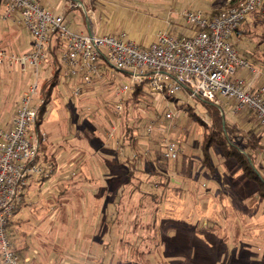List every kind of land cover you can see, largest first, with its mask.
I'll use <instances>...</instances> for the list:
<instances>
[{
	"label": "crops",
	"instance_id": "crops-1",
	"mask_svg": "<svg viewBox=\"0 0 264 264\" xmlns=\"http://www.w3.org/2000/svg\"><path fill=\"white\" fill-rule=\"evenodd\" d=\"M40 1L46 10L56 13V15H63L68 28H71L74 32L92 33L96 35H125L124 38L126 40L134 41L142 47H149L155 40L158 31L165 30L173 35V33H171L173 32L172 29H174V32H177L180 26L179 24L176 25L174 21H167L168 23L165 22V25L155 30L152 40L148 41L143 38L144 36L141 35V33H137L139 28L136 24H132V21L121 22L120 19L113 17L109 13H104V0ZM97 1L98 6H93L92 2ZM4 4L5 0H0V49L5 50L6 53L8 52L9 54L20 56L31 50L32 38L30 34L25 37L24 32L19 30L22 29L21 27H23L24 30L26 28L17 22L16 16L14 19L10 20H5L3 18L5 12ZM92 14L94 16L93 18L91 17ZM179 16L181 17V13H179ZM252 22H254V20L251 19V23ZM131 28H133V31H130ZM183 36L184 35L181 34L175 37L180 38ZM232 43H234L237 52L260 71L261 77L258 84L264 85V46L260 43H247L242 34L234 36L232 38ZM3 66L5 68L1 72ZM3 66H0V83L5 81L4 72L7 70L17 72L20 69L18 65H10L9 63ZM98 69L99 75L94 77L93 82L97 78L98 81L101 78L100 82L104 81L105 77H107L110 72L105 65H100ZM31 75L34 76L33 74ZM238 76L247 78V70L240 71ZM60 80L61 82L64 80L65 84L71 87L72 94L75 88L80 86L82 88L83 100H90L92 93L102 89L101 85L96 86L94 83L83 85L80 79L74 77H62ZM33 83L34 82H32L28 88ZM98 84L99 82L97 85ZM27 89H25V91ZM21 96L22 94L19 98L12 101L9 97L0 95V125L4 129H11L14 126L13 120L16 118ZM57 97V94L55 95L54 93L52 105ZM114 98L115 101H117L115 96ZM216 99L215 103H208L205 106L208 108L212 107L215 113L218 112L219 117L222 118L223 127L227 126L231 129L229 133L230 139L235 145H239L243 149L244 154L253 157L255 166L260 172V175L264 176V128L257 123L258 121L253 112L248 110L237 111V103L234 100H229L222 96ZM77 104L78 102H74L73 104L70 103L73 108L72 116L74 119L72 118L73 121L69 122V129L67 131L65 126L68 125L67 122L69 119L61 120L60 113L55 116L57 117L55 120H61L56 121L60 122L64 129L62 130L63 135L58 131V135H56L54 139L58 141L61 140L62 142L54 143L45 132L41 133L46 138L44 143L45 150L43 153H40L41 156L39 154L40 160L38 163L44 168L50 169V174L48 178L33 176L29 179L24 196L22 197L23 199L20 202L21 206L17 214H14L11 223V230L13 229L14 232L18 233L19 237L23 239L21 240L22 246L18 249L20 250L19 254L21 261L23 258L24 260L28 258L35 264H42L41 262H36L39 260L37 256L40 255V252L41 254L45 252L44 255L47 254L49 260L52 262L56 260L60 261V264H92L91 261L94 260V245H98L101 251L100 255L96 258L97 264H100L103 259L105 264H107L108 258L113 255L116 256V259L121 264L122 262L130 261V258H128L129 255L135 253L129 251L124 254L123 252L125 256L118 254V250H120L123 244L126 242V244L131 245L138 243L139 240L142 239L140 234L136 237L134 236V238L132 237V241L125 237L126 232L124 231L126 226L125 220L123 219L126 207V194L132 199L136 197V195H139V193H134L132 190L126 188V186L129 188V182H135L133 180V170L138 169V167L135 169L129 167V160L131 159L130 155L127 154H129L130 151L140 152L139 147L141 144H127L126 146L120 144V142L119 144H110L107 139L105 140L101 132L100 136H102L101 139H104V141L101 140L98 135L97 139L99 140H96V137L93 136L92 132L90 133L86 127L85 121L80 118L83 113L87 112L85 109L86 106L84 108L82 105L77 106ZM74 105L76 108H74ZM65 131L68 135H66ZM163 145L164 144H148L147 152L150 153L151 151L155 155L154 163L156 168H154L152 172L154 175L161 174L157 166L156 152H162ZM186 146H188V144H181V152L182 155L190 156L194 160L193 180L179 178V174L174 172V169L172 170V167L174 168L173 165L176 163L178 167L180 166L181 157L176 163L164 162L166 166L171 168L166 174L170 177L179 178L178 181L172 179V182L180 189V193L182 194L180 196H182V199L189 197V195L193 196V193L198 196V189H196L195 192H189L187 190L189 187L192 188L189 183H196L200 180V177L202 178L201 180H203L202 187L204 186V189L209 187V185L206 184V181H208L207 179L211 178L217 182L212 187V190L202 193L203 195H208V200H203L201 201L202 205H198L199 212L202 214L201 216L207 221L208 226L204 229L209 231L211 227L210 223H218L215 222L218 220V217L214 216V213L222 211L223 208L227 209L231 204L229 200L231 197H226V190L229 189V192L233 193L240 192V196L244 197L246 190L252 191L250 185L254 184L247 182L245 177L242 176L240 168L232 160L226 159L215 149L213 150L217 153V161H214L212 157L211 164L215 167L216 174L212 176L205 166L202 165V159L189 155L186 152ZM138 165L139 164H136V166ZM197 167L199 168L198 171L196 170ZM138 170L141 171L140 168ZM144 184L142 186H146ZM155 184L153 185L155 186ZM164 192L165 198L160 204H156V209L159 213L167 212L166 209L168 210L169 206L165 203L167 201L166 198L170 196V192H173V189L168 188ZM254 192H256V187ZM151 194L159 195L156 192ZM216 195L221 200L219 204L215 203L216 200L210 198H215ZM128 203H130V201H127V204ZM139 205L140 204L137 205V212H139L141 207ZM244 206H247L245 207L244 215H242L244 222L252 224L253 222H259L263 219L264 202L259 201V199H257L254 204L244 201ZM21 212L26 213L23 217L18 218L17 216H19ZM224 218H226V216ZM133 221L135 220L133 219ZM136 226L137 221H135L133 228H136ZM153 226H155V224H152V227ZM26 227L32 229H29V231L34 230V235H32L35 238L34 244H36V246L33 247V249L35 248L36 250L34 251L35 258H32L30 254L26 255L31 250L28 247L27 240L29 232L24 230ZM53 227L59 228V235L62 236L58 235L55 239L56 242L53 244L55 252H48L46 248L51 249V247L47 246L42 236L50 235L51 231L53 232ZM98 230L101 231L98 232ZM168 234L169 235H167V237L165 235L163 239L165 240L167 238L171 242L172 231L168 232ZM66 237L68 238L67 244L64 243ZM108 246L110 247L107 249ZM172 258L173 256L170 258L171 261L173 260Z\"/></svg>",
	"mask_w": 264,
	"mask_h": 264
},
{
	"label": "rangeland",
	"instance_id": "rangeland-1",
	"mask_svg": "<svg viewBox=\"0 0 264 264\" xmlns=\"http://www.w3.org/2000/svg\"><path fill=\"white\" fill-rule=\"evenodd\" d=\"M234 1L235 0H104L103 10L105 11L104 13H109L113 17L120 19L121 22L132 21V24H136L140 29H138L137 33H141V35L144 36L143 38L149 41L152 40L155 30L165 25L164 23L167 21H174L176 25H180L178 27L179 31L174 32V29H172L173 32L171 33H173V36L181 34L184 36L192 35L193 31L179 16V13H182L184 10L200 11L206 16H211L214 12L225 10L226 7ZM92 3L93 6H98V1ZM21 28L22 29L19 30L24 32V36H28V31L26 32L23 27ZM130 31H133V28H131ZM242 35L247 43H260L264 46L263 27L255 26V24L250 25L245 29V33ZM47 55L48 57L41 70L42 77L40 81L42 84L51 76L50 69L52 61L50 54ZM4 68V66L1 68V72ZM107 69H109L110 72L107 77H105L104 81L100 82L101 78L99 77V81L98 78L95 79L97 83L99 82L98 85L95 81L93 82L96 86L101 85L102 89L92 93L90 100H83V93L79 96L73 95L71 93V87L66 85L64 80H62L56 92H54L58 97L53 105L51 104L49 106L47 115L39 132H45L54 143L62 142L61 140L58 141L54 139V137L58 135V131L63 135L62 130L64 128H62L61 123L58 121L69 119L70 121L68 120L67 122L68 125L65 126L66 131L69 129V122L74 119L72 116L73 108L70 103L73 104L74 102H78L77 106L82 105L84 108L86 106L85 109L87 112L83 113L80 118L85 121L86 127L89 132H92V135L96 137V140H99L97 139L98 136L100 139L103 136L110 144H119V141H122L125 134V130L123 129L124 126L127 124L131 127L137 126L138 129H136V131H139L135 132L134 135L137 139V144H141L139 147L140 152L130 151L127 155H130L131 159L129 160V167L134 169L138 167V169L140 168L141 170H133V180L135 182L143 180L146 186H142L141 192L137 191V194L139 193L140 196L136 195L133 199L126 194V207L123 219L125 220L126 226L124 231L126 232L125 237L132 241V237L134 238V236L136 237L140 234L142 239H140L138 243L131 245L125 242L120 250H118V254L125 256L123 252L125 254V252L129 251H138L147 255L140 257L136 256V253L133 255L130 254L128 257L130 261L122 262L121 264H264V217L261 221L253 222L252 224L244 222L242 218L246 209L245 207H247L244 206V201L254 204L258 199L256 192H254V185H250L253 192L246 190L244 197L240 196V192L233 193L229 192V189L226 190V197H231L229 200L232 205L230 204L231 207L228 206L227 209L223 208L222 211L214 213V216H217L219 221H215L218 223H210L211 227L209 231L204 229L208 225L207 221L201 216L202 214L199 212L198 205H202L201 201L208 200V195H203L202 193L206 191L209 192L212 190L215 183H217L211 178L206 181V184L209 185L207 189H204V186L202 187L203 180H201V177L196 183H189L192 188L189 187L187 191L195 192L196 189H198V196L193 193V196L189 195V197L182 199V196H180L182 195L181 193L178 195L175 191L170 192V196L166 198L167 201L165 202L169 206L168 210L166 209L168 213L158 212L156 203L150 200V196L143 193L156 192L159 194L158 196H160L162 191L160 188H156V185H153L156 183L157 179L149 177L156 166L154 163V153L151 151L150 153L147 152L148 144H163L165 138L174 141L179 140L181 144H188V146H186L187 149H185L189 155L202 159L204 153L202 150L201 138H203L205 127L202 126L203 123L196 120L195 116L191 115V113L179 109L174 103H170L169 101H158L156 97H152L151 100L146 101L153 106L151 110L143 104L139 106V108H131L129 115L123 112L122 115L117 116L115 114V89L119 85L128 82V77L117 70H110L109 67H107ZM3 75L5 76V81L0 83V95L7 96L12 101L19 98L25 89L35 80L30 70L26 72H22L21 69L17 72L7 70ZM176 97L183 103L187 102L193 109V113L203 118L204 121L208 123L207 125L213 123L216 126L218 124L215 110L212 107H206L205 105L207 103L203 102V100L189 99L184 94L176 95ZM74 108H76L75 105ZM167 112H172V114L176 116L173 122L165 119V113ZM59 113L60 119H62H56L58 120L56 121L55 118L57 117L55 116ZM138 120L142 121L138 122ZM117 122L119 123V128L116 137L117 143H115V140L113 142L108 138L107 134L111 126ZM150 126L153 128V132L149 135L147 129ZM66 131L65 133L68 135ZM100 132L102 136H100ZM101 140L104 141V139ZM43 142L45 143V141ZM216 154L215 150H210V155L214 158V161H217ZM136 164L139 165L136 166ZM196 170L198 171L199 168L197 167ZM170 178L175 179V181L179 180V178L173 176H168L167 179L170 181ZM126 188L133 190V185H129V188L126 186ZM168 188H172L173 190L178 189L176 184L172 181ZM210 198L216 200L215 203L218 204L219 201H221L217 195L215 198ZM242 198L247 199L244 200ZM127 201H130V203L127 204ZM138 204L141 206L139 212L136 211ZM25 213L26 212H21L17 217L21 218ZM225 216L226 218H224ZM133 219L137 221L136 228H133L135 224ZM152 224H155V226L152 227ZM29 229L31 228H24L26 232H29L27 240L28 247L31 249L26 255L30 254L32 258H35L34 251L36 250L35 248L33 249V247L36 246V244H34V230L31 231V229L29 231ZM100 231L101 230H98V232ZM171 231V242L167 238L164 240L163 237H165V235L167 237V235H169L168 232ZM8 232L12 250L15 248L14 252L17 254L20 252L18 249L19 247L21 248V240L23 239L19 237L18 233L14 232L13 229L8 230ZM59 233V228L53 227V232L51 231L50 235L42 236L47 246L51 247V249L46 248L48 252H55L53 244L56 242L55 239ZM64 243H68L67 237L64 239ZM94 246V260L91 261V263L97 264L96 258L100 255L101 250L98 245ZM44 253L41 254L40 252V255L37 256L39 260L36 262H41L42 264H60V261H50L47 254H45V257ZM171 256H173L172 261L170 259ZM18 257L22 264H35L28 258L25 260L23 258L21 261V257ZM108 259L107 264H120L115 255Z\"/></svg>",
	"mask_w": 264,
	"mask_h": 264
},
{
	"label": "built area",
	"instance_id": "built-area-1",
	"mask_svg": "<svg viewBox=\"0 0 264 264\" xmlns=\"http://www.w3.org/2000/svg\"><path fill=\"white\" fill-rule=\"evenodd\" d=\"M40 0H5L4 19L17 17L32 38V48L20 56L0 49V66L18 65L30 70L34 83L22 93L14 126L0 125V264H22L12 250L9 224L17 205L22 201L27 183L33 176L48 178L50 169L37 162L45 136L36 129L42 87V67L50 49L59 37L64 46L60 53L62 75L80 79L81 84H93L99 66L105 65L128 77V82L115 89V114L124 112L125 100L135 86L147 83L158 101L168 96L189 93V99L215 103L219 96L237 103L236 110L254 113L264 128V85H259L260 71L239 55L233 47L234 33L252 13L264 6V0H244L237 7L220 11L213 17L200 11L181 13L192 35L175 37L160 30L155 40L142 47L122 36L78 33L68 28L65 17L48 11ZM93 18V14L91 15ZM247 70V78L238 76ZM51 71V69H50ZM77 86L73 95H81ZM173 122L176 116L165 113ZM119 123L111 126L108 138L117 141ZM150 135L153 128L147 129ZM117 143V142H116ZM163 157L175 162L182 148L177 141L164 139Z\"/></svg>",
	"mask_w": 264,
	"mask_h": 264
},
{
	"label": "trees",
	"instance_id": "trees-1",
	"mask_svg": "<svg viewBox=\"0 0 264 264\" xmlns=\"http://www.w3.org/2000/svg\"><path fill=\"white\" fill-rule=\"evenodd\" d=\"M244 0H235L234 2H232L228 7H226V9L229 8H233V7H237L241 2H243ZM225 9V10H226ZM219 12H214L211 14V16L209 17H213L215 15H217ZM251 19L254 20V22L251 23ZM255 26H261L264 28V6L261 10H259L258 12H254L251 14V16H249L246 21L242 24V26L234 33V36H239L243 33H245V30L248 26L250 25H254ZM233 36V37H234ZM233 47L235 46L234 43ZM64 43L63 41H61V39L58 37L55 38V44L54 46L50 49L49 53L51 56V71H50V77L48 79H46V81H44V83L42 84V90L39 93L40 94V98L41 101L43 102V104L39 109V114H38V118H37V123H36V129L37 132H39L41 125L44 122V119L47 115L48 112V108L49 105L52 104L53 102V98H54V93L55 90L59 87V85L61 84V78L63 77L62 75V67L60 64V53L63 49ZM236 49V47H234ZM240 55V54H239ZM241 56V55H240ZM243 57V56H241ZM244 59H246L245 57H243ZM247 60V59H246ZM187 98H189V93L188 92H184L183 93ZM152 97H155L153 95V93L151 92V90L149 89V86L147 85V83H144L140 86H135L132 93H130L128 95V97L125 100V104H124V112L126 114L129 115V112L131 110V108H139V106H142L143 104H145L146 107H148L149 110H151L153 108V106H151V103L146 102L151 100ZM167 101H169L170 103H174L179 109L187 111L189 113H191V115L195 116L196 120H198L199 122L201 121L203 123L202 126L205 127L204 132H203V138L202 139V150L204 153V157L202 158V165L205 166V168L207 169V171H209L211 173L212 176H214L216 174V169L213 166V164H211L212 162V157L210 155V150H217L219 151L226 159H229L230 161L232 160L241 170L242 172V176L245 177V179L247 180V182L254 184L256 187V194L257 197L259 199V201L264 202V176L260 175V172L258 171V169L255 166V162L254 159L251 155H246L244 154L243 149L239 146V145H235L233 143V141L230 139L229 137V133L231 131L230 127L228 128L227 126L223 127V123H222V118L219 117L218 112H216L217 114V121H218V126L211 124V125H207L208 123H206V121H204L203 118L199 117L197 114L193 113V109L191 108V106L185 102L183 103L182 101H179V99L175 96H168L167 97ZM205 102V101H203ZM207 103V102H205ZM208 104V103H207ZM142 120H138V122H141ZM125 130V134L124 137L122 139V141H119L121 144H124V146H126L127 144H136L137 143V139L135 138L134 133L138 132L136 131L137 126H128L125 125L124 128ZM41 133V132H39ZM237 137V136H236ZM178 144L181 146V141H177ZM44 142H42L40 145V153L44 152ZM157 155V166L159 167V170L161 171V174H156L154 175V173H151L150 177H155V179H157L156 181V186L158 188H160L161 194L160 196L156 195V194H150V193H145L148 196H150V200L154 201L156 204H160L162 202V200L164 199V195L166 189H168V186L170 185L172 179L169 181L167 178V172L169 169L168 166L165 165V159L163 157V151H158L156 152ZM41 156V154H40ZM181 157V162H180V166L178 167V165H176L179 161ZM180 157L173 163H176L174 166V168L172 167V170L176 173L179 174V178H182L184 180H193L194 177V160L187 155H180ZM40 158L38 157L37 162H39ZM153 177V179H154ZM157 177V178H156ZM134 178V176H133ZM132 178V179H133ZM144 184L143 180H139L138 182H129V185H133V192H141V187ZM182 190V189H181ZM176 193H178V195H180L179 193L181 192L180 189H176L173 190ZM144 193V192H143ZM20 203L17 205V209L15 210V214H17L19 208H20ZM12 220L10 221L9 224V228L8 230H11L12 228ZM149 230V229H148ZM110 246L107 247V249ZM15 249V248H14ZM137 251V250H136ZM137 255L136 256H146L147 254H142L140 252H135ZM17 256H20L19 253L16 254ZM144 262V261H143ZM100 264H105L104 259L100 262ZM135 264H140V263H135ZM142 264H148V263H142Z\"/></svg>",
	"mask_w": 264,
	"mask_h": 264
}]
</instances>
